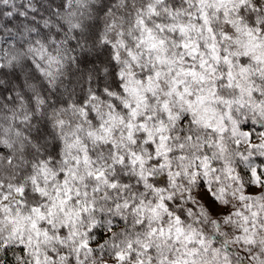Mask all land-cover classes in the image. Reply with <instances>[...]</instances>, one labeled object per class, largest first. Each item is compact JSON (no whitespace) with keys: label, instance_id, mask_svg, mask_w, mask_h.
I'll use <instances>...</instances> for the list:
<instances>
[{"label":"snow or ice","instance_id":"snow-or-ice-1","mask_svg":"<svg viewBox=\"0 0 264 264\" xmlns=\"http://www.w3.org/2000/svg\"><path fill=\"white\" fill-rule=\"evenodd\" d=\"M66 8L0 0V50L9 67L24 50L28 70L21 83L0 64V164L21 172L0 178V260L264 264V0H123L114 38L93 30L99 51L70 58L81 25ZM96 60L119 66L111 85L53 109L91 125L92 150L77 125L65 152L29 159L14 131L27 93Z\"/></svg>","mask_w":264,"mask_h":264},{"label":"clouds","instance_id":"clouds-1","mask_svg":"<svg viewBox=\"0 0 264 264\" xmlns=\"http://www.w3.org/2000/svg\"><path fill=\"white\" fill-rule=\"evenodd\" d=\"M56 2L59 4L60 0H56ZM65 2L67 4L66 13L70 18L79 21L81 25V29L72 34L77 37L73 43L75 44L78 41L79 46L75 51L68 53L69 58L73 55L79 56L81 49L87 50L89 47H93L94 51H99V47L94 45V39L90 38L91 31L95 30L97 34L108 31L109 38H114L115 33L119 31L118 27L113 28L112 25L114 21L117 25L121 23L119 14H122L123 11V0H65ZM73 14L75 15L73 16ZM17 56L19 62L9 67L7 61L4 59L3 51L0 50V64L5 65V72L11 73L14 68L20 74V82L22 83L28 73V70L24 68L26 53L21 49L18 50ZM119 70V66L113 67L110 64L101 63L100 60H96L94 65H89L88 69H84L79 64L69 62L62 73L61 79L56 83L55 88L50 90L44 83L37 82L39 83V87L27 93V96H31L35 92L36 95L44 99L45 103L37 104L34 100L27 101V96H25V100L28 103L27 115L30 118L25 120V114H20L15 122L18 127L14 128V131H20L22 138L27 137V152L31 153L29 159L34 158L38 162L41 157L47 158L49 154H53V157H55L53 149L54 145L58 143L61 144L58 151L65 152L66 147L57 137L67 136L71 140L77 125H81L83 128V131L79 133L82 140L88 142L85 133L91 125L84 124L79 115L72 111L61 112L59 114L53 112L54 108L60 107L57 99L78 102L92 93L100 92L102 94L104 87L106 85L110 86L112 83V73ZM89 76L91 77V81H89ZM89 89H91V92ZM3 102L0 100V103ZM110 102V100H106L104 107H100L99 101H90L89 103L97 104L98 110L104 112L107 111L106 105ZM10 103L14 104L15 101ZM61 117L66 122L63 129L58 127L53 128L50 120ZM88 143L90 150H92V143ZM96 150H100L99 146H96ZM7 168V163L0 164V178L5 180L11 179V182H15L21 176V172L17 171L10 177L5 171ZM83 171L82 168L81 174H83ZM25 174L30 175V173ZM97 199L102 200V195H98ZM15 200L16 197L13 195L10 197L8 203L14 204ZM14 251L19 256L18 250ZM12 255L13 253L10 252L9 256ZM26 259L27 257H24V260ZM0 264H4V262L0 260ZM13 264H23V261L15 259Z\"/></svg>","mask_w":264,"mask_h":264}]
</instances>
